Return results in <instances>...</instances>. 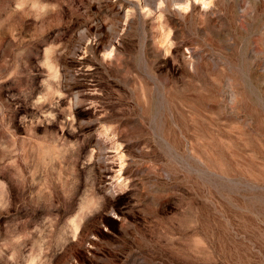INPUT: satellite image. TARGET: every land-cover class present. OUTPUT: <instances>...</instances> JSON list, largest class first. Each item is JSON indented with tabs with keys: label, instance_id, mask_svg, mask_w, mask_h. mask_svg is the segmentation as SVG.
Wrapping results in <instances>:
<instances>
[{
	"label": "rangeland",
	"instance_id": "rangeland-1",
	"mask_svg": "<svg viewBox=\"0 0 264 264\" xmlns=\"http://www.w3.org/2000/svg\"><path fill=\"white\" fill-rule=\"evenodd\" d=\"M0 264H264V0H0Z\"/></svg>",
	"mask_w": 264,
	"mask_h": 264
}]
</instances>
